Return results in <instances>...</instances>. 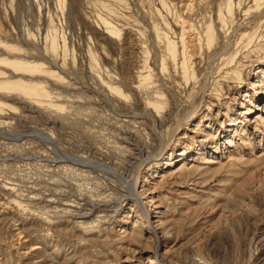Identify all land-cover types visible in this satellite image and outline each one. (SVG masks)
Here are the masks:
<instances>
[{
    "label": "rangeland",
    "instance_id": "obj_1",
    "mask_svg": "<svg viewBox=\"0 0 264 264\" xmlns=\"http://www.w3.org/2000/svg\"><path fill=\"white\" fill-rule=\"evenodd\" d=\"M3 81L0 264H264V0H0Z\"/></svg>",
    "mask_w": 264,
    "mask_h": 264
},
{
    "label": "bare ground",
    "instance_id": "obj_2",
    "mask_svg": "<svg viewBox=\"0 0 264 264\" xmlns=\"http://www.w3.org/2000/svg\"><path fill=\"white\" fill-rule=\"evenodd\" d=\"M0 87H3V88H6V87L7 88H12V87H14L17 90H21L23 92H26L27 94L29 93L30 95L36 94L38 92H41L40 89H38L36 86H33V85L29 86L28 84H25L23 82L11 83V82H7V81H3V83L0 82ZM120 95H121V93H120ZM42 132L40 134L43 137V140H45L47 142V144L50 146V148L53 149L54 151H56L60 157H64V158L68 159L69 161H71L73 163H77L79 165L85 164V165H88V166H91V167H94V166L99 167V168L101 167L100 169H102V170L106 169L109 172L110 171L113 172V174L115 175V177H117L118 179H120L121 181H123L122 184L128 190V194L131 195V197L134 198L138 202L139 205H141L140 204L141 201H140L139 197H137V195L135 193L136 192L135 189H136V186H137V178L138 177H136L135 179L132 180L121 169H118L117 167H115V166H113V165H111L109 163L106 164L104 162L103 163L102 162H99V161H97L95 159H89L88 157L68 154L66 151L62 150L57 145V143H56L53 135H51L50 133L45 132V131L43 133ZM141 150L143 151V149H141ZM95 218H96V216H95ZM98 218H96V219H98ZM92 220H93V218H92ZM81 224H85V222L84 223H81ZM90 224H91V222H90ZM159 264H164L161 261V259H160Z\"/></svg>",
    "mask_w": 264,
    "mask_h": 264
}]
</instances>
